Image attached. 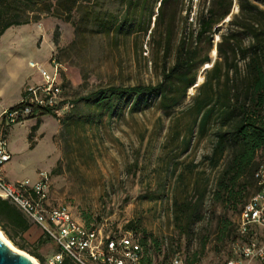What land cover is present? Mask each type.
<instances>
[{
    "label": "rangeland",
    "instance_id": "rangeland-1",
    "mask_svg": "<svg viewBox=\"0 0 264 264\" xmlns=\"http://www.w3.org/2000/svg\"><path fill=\"white\" fill-rule=\"evenodd\" d=\"M159 1L137 0L129 14L130 26L117 33L114 26L109 30L100 27L93 11L89 15L85 11L76 13L70 21L47 17L37 22L39 28L48 20L54 22L46 31L40 30L35 45L41 47L46 34L54 43L58 38L53 53L63 65L64 95L71 107L63 117L46 115L15 123L7 129V138L14 159L22 165L18 171L21 178L26 181L48 171L52 205H66L80 221L104 227L107 232H138L155 247L150 264H167L177 251L195 264H222L234 255L232 244L238 241L241 208L258 188L250 182L242 203L228 211L235 232L223 237L219 220L225 210L221 205L215 209L213 193L224 161L213 167L206 158L212 155L215 126L207 134L191 135L189 127L195 115L190 109L199 85L210 76L216 61L223 63L218 52L221 34L233 31L231 43L239 47L234 61L239 74L230 72L234 79L230 84L236 85L245 74L241 49L251 40L240 26V0H232V12L215 36L211 61L198 70L196 84L174 108L163 109L159 99L148 105L123 102L115 110L81 101L108 86L161 83L165 69L175 62L179 42L189 39L196 29V17L205 0H182L174 22L172 8L157 19ZM115 6L110 7L107 1L101 15L108 10L117 13ZM205 53L203 50L202 55ZM39 57L35 55L32 61ZM222 72L225 74V70ZM2 125L1 120L0 128ZM257 161L264 167V148L258 152ZM186 199L198 203L203 213L190 235L183 234L175 220V203ZM132 223L136 227L128 228ZM253 232L254 238L264 243V226L255 227ZM14 238L25 249L15 246L39 264L45 262L33 252L47 262L56 252L55 243L39 228L33 234V243L25 235Z\"/></svg>",
    "mask_w": 264,
    "mask_h": 264
},
{
    "label": "trees",
    "instance_id": "trees-1",
    "mask_svg": "<svg viewBox=\"0 0 264 264\" xmlns=\"http://www.w3.org/2000/svg\"><path fill=\"white\" fill-rule=\"evenodd\" d=\"M107 1L110 7L118 5L119 11L116 13L114 10H108V14L101 15ZM136 2L137 0H0V35L13 26L37 23L47 17L70 21L74 14L81 11H85L88 15L93 11L100 27L109 30L114 26L117 33L130 26L129 14ZM181 2L182 0H160L157 19H162L172 8L175 11L172 17L174 22ZM232 5V0H205L196 17V29L189 39L185 38L179 42L175 62L170 68L165 69L161 83L133 87L108 86L92 92L81 101L115 110L123 102L133 100L134 105H148L153 100L159 99L163 109L174 108L186 96L189 88L196 84L198 70L211 61L209 55L214 46L215 36L220 33L221 24L230 16ZM240 6V26L251 40L246 48L241 49L245 74L236 85L230 84L234 80L230 78V72L239 74V67L234 62L239 47L231 43L235 34L233 31V33L221 34L218 52L223 58V63L216 61L209 71L210 76L199 85L190 109L195 115L194 122L189 127L191 135L195 132L200 135L207 134L210 127L215 126L212 155L206 158L213 167H218L224 161L223 170L213 193L214 206L217 205L215 209L221 205L225 210L219 220L223 237L235 232L228 211L236 209L242 203L243 192L249 183L253 181L258 192L263 188L256 174L261 169L257 154L264 148V0H240ZM123 11L124 14L121 15ZM233 24L235 23L232 22L231 25ZM55 43H58L57 37ZM203 50H206L204 55H202ZM223 76L226 77L224 80H222ZM81 111L82 109L78 110L79 113H82ZM46 115L55 116L49 109H43L37 111L31 118ZM204 194L200 196L198 202L202 201ZM249 201L244 203L241 213ZM175 206L177 227L183 234L190 235L194 224L203 218L199 204L194 203L192 199H186L181 203L176 202ZM0 215L8 218L10 223L21 232L30 228L23 212L2 198H0ZM134 227H136L134 223L128 226V228ZM1 229L15 245L25 249V246L17 243L4 226H1ZM44 235L48 240L53 241L49 235L46 233ZM237 236L238 240H247V237H242L239 233ZM55 245L54 254L60 252L59 246L56 243ZM32 255L48 264L38 252L35 251ZM60 264L76 263L66 257Z\"/></svg>",
    "mask_w": 264,
    "mask_h": 264
},
{
    "label": "built area",
    "instance_id": "built-area-1",
    "mask_svg": "<svg viewBox=\"0 0 264 264\" xmlns=\"http://www.w3.org/2000/svg\"><path fill=\"white\" fill-rule=\"evenodd\" d=\"M53 72L36 62H31L43 78L37 85L27 86L20 102L6 109L2 115L0 133V197L17 206L23 214L59 246L60 252L48 259V264H60L66 257L76 264H150L155 247L134 230L107 232L104 227L80 221L66 205L50 202L51 176L48 171L40 173L36 183L26 180L12 183L5 179V166L12 160L7 129L15 123L31 119L37 111L49 109L58 117L71 107L65 98L63 65L54 56L51 59ZM37 109V110H36ZM256 178L263 186L245 205L238 224V233L245 241H234V255L222 264H245L246 261L264 262V243L253 236L255 226H264V167ZM167 264H195L175 252Z\"/></svg>",
    "mask_w": 264,
    "mask_h": 264
},
{
    "label": "crops",
    "instance_id": "crops-1",
    "mask_svg": "<svg viewBox=\"0 0 264 264\" xmlns=\"http://www.w3.org/2000/svg\"><path fill=\"white\" fill-rule=\"evenodd\" d=\"M52 23H54L52 20H48L43 24L42 28H39L36 23L13 26L0 35V118L6 109L15 106L22 99L27 86L37 85L43 82L39 70L33 68L30 64L33 62L32 58L35 55L38 56L40 54V59L38 58L36 63L43 66L46 70L53 72L54 69L53 65H51V59L55 56L53 53L56 48L54 41L46 34L41 47L35 45V41L40 36L41 31H46V27L48 29ZM2 128L1 126L0 133L3 130ZM6 132L8 135V131ZM21 170L22 165L16 158L14 159L12 153V160L4 168L3 175L5 179L16 184L25 181L19 175L18 171ZM32 176L27 180H30L33 184L39 181L40 174ZM2 199L9 201L5 198ZM9 203L13 204L10 201ZM27 220L30 228L25 232H21L10 223L8 218L0 215V227L4 226L13 237H16V235H25L29 243H33V234L36 233V229L39 228L41 231L42 229L32 223L28 218ZM42 232L44 234V231ZM29 243L26 242V244ZM248 262L246 261L245 264H248Z\"/></svg>",
    "mask_w": 264,
    "mask_h": 264
},
{
    "label": "water",
    "instance_id": "water-1",
    "mask_svg": "<svg viewBox=\"0 0 264 264\" xmlns=\"http://www.w3.org/2000/svg\"><path fill=\"white\" fill-rule=\"evenodd\" d=\"M0 264H38L31 257L13 251L7 243L0 238Z\"/></svg>",
    "mask_w": 264,
    "mask_h": 264
},
{
    "label": "bare ground",
    "instance_id": "bare-ground-1",
    "mask_svg": "<svg viewBox=\"0 0 264 264\" xmlns=\"http://www.w3.org/2000/svg\"><path fill=\"white\" fill-rule=\"evenodd\" d=\"M0 238L2 240H4L7 245L13 250V251H16L18 253H21V254H24V255H27L29 257H31L36 263H38V261L32 257L30 254H28L27 252L23 251V250H20L19 248H17L6 236L5 234L3 233V231L0 229ZM39 264V263H38Z\"/></svg>",
    "mask_w": 264,
    "mask_h": 264
}]
</instances>
